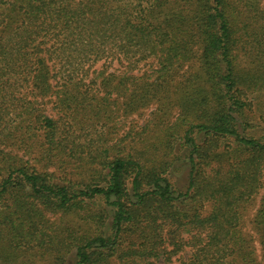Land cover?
Returning <instances> with one entry per match:
<instances>
[{
  "label": "trees",
  "instance_id": "trees-1",
  "mask_svg": "<svg viewBox=\"0 0 264 264\" xmlns=\"http://www.w3.org/2000/svg\"><path fill=\"white\" fill-rule=\"evenodd\" d=\"M261 2L0 0V264H28L23 249L50 264H171L189 246L178 264H264V138L235 117L261 89L239 64L247 48L264 61ZM154 101L157 119L130 120ZM178 145L189 181L175 196ZM260 194L256 247L242 221ZM70 212L102 226L50 225Z\"/></svg>",
  "mask_w": 264,
  "mask_h": 264
},
{
  "label": "rangeland",
  "instance_id": "rangeland-1",
  "mask_svg": "<svg viewBox=\"0 0 264 264\" xmlns=\"http://www.w3.org/2000/svg\"><path fill=\"white\" fill-rule=\"evenodd\" d=\"M261 5L264 7V0H262ZM256 52L253 53V51L249 50H243L241 51L240 58H239V64L240 68L244 69L245 72H248L249 74H254L255 77L254 82L256 84H261V89L259 92L252 93L254 89L251 88V91H249L250 94V99L253 102V105L248 106L247 109L245 110V116H240L235 114V117L238 119V124H237V130L238 132L248 138H253V139H261L264 138V67L261 69L262 65L264 66V61L257 60L255 58ZM190 65H194V67L199 66V62H190ZM99 68V67H97ZM142 68V67H141ZM145 66L142 68L145 70ZM258 75V76H257ZM51 106L50 104H48ZM158 102L154 101L151 102L150 105H148L145 108H142L139 112L131 115L130 120H135L140 126L144 125L147 121V119H157L158 111ZM171 119L173 120L176 115L178 114V110L174 111L171 113ZM123 132V130H122ZM121 132V133H122ZM154 134L156 132H153ZM193 136H195L196 140L198 143H202L204 139V134L203 132H198L194 131ZM235 137L230 136L227 140L220 142L221 150L225 149V147H229L232 144L235 143ZM143 145L140 144V150ZM178 148L180 149V146L178 145ZM178 153V158L174 162L173 166H171L168 169V172L166 174V178L170 181L171 185L173 186V189H175V196H177V193H185L188 189V181H189V164L190 163L186 157H188V152L184 150V148L180 149V152L177 150ZM186 158V159H185ZM146 163V161H143ZM150 164V163H149ZM148 164V165H149ZM220 166L218 164H215L212 169L216 170ZM210 169V170H212ZM261 195H258L254 201H251L247 206L245 207L244 211V218L242 221L243 225V231L247 235V237L252 241L253 245L256 247H259V242H258V234L257 231L255 230L254 226V218L256 216V213L259 209L260 206V200H261ZM93 205L97 207H103L104 206V201L101 199L98 200H92ZM155 204V203H154ZM154 204L151 203V206H155ZM106 208V207H104ZM111 216L106 221V226L105 229H107V233L111 234L112 228L114 225V217H115V209L113 207H108ZM210 207L207 205V207L204 209V211H209ZM50 217L49 223L50 225H53L54 228L57 227H69V228H77V231L80 233L81 231L83 232H91L93 234L94 232H98L100 227L102 225H95L91 224L90 222H87L85 220V215H80L79 213L75 212H70L67 214H53V213H48ZM141 215V213H140ZM60 230V232L62 231ZM96 235V234H95ZM109 236V235H107ZM252 238V239H251ZM46 251H39V250H32V249H23L20 251L19 259L22 262H28V264H50L48 260L45 258ZM192 254V249L191 247H187L185 251L180 252L174 259L171 264H178L177 259L181 258L182 260H187ZM49 255L47 254V257ZM75 256H71L70 260H74L75 262ZM71 261V262H72ZM69 264V263H68ZM159 264H166V263H159Z\"/></svg>",
  "mask_w": 264,
  "mask_h": 264
}]
</instances>
